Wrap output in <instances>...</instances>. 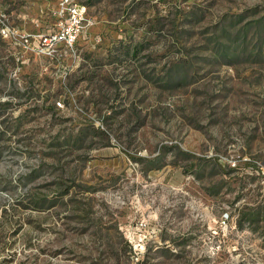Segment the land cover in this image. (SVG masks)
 <instances>
[{
	"label": "rangeland",
	"instance_id": "rangeland-1",
	"mask_svg": "<svg viewBox=\"0 0 264 264\" xmlns=\"http://www.w3.org/2000/svg\"><path fill=\"white\" fill-rule=\"evenodd\" d=\"M74 1L0 0V264H264V0Z\"/></svg>",
	"mask_w": 264,
	"mask_h": 264
},
{
	"label": "built area",
	"instance_id": "built-area-1",
	"mask_svg": "<svg viewBox=\"0 0 264 264\" xmlns=\"http://www.w3.org/2000/svg\"><path fill=\"white\" fill-rule=\"evenodd\" d=\"M53 14L55 21L52 28L47 31H25L21 33L22 43L30 46L31 39H34L36 42L32 49L37 51H42L43 47H49L54 51L61 47L65 50H73L77 36L86 29L89 23L85 5L74 0H58V6ZM225 220L226 218L222 216L221 221L225 222Z\"/></svg>",
	"mask_w": 264,
	"mask_h": 264
}]
</instances>
